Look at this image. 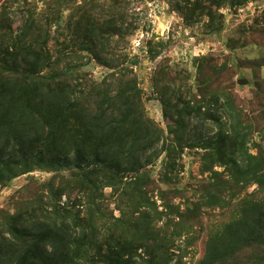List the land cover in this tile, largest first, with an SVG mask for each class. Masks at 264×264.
<instances>
[{
  "label": "trees",
  "instance_id": "obj_1",
  "mask_svg": "<svg viewBox=\"0 0 264 264\" xmlns=\"http://www.w3.org/2000/svg\"><path fill=\"white\" fill-rule=\"evenodd\" d=\"M246 1L184 0L180 10L186 23L204 16L211 24L223 6ZM100 9L106 11L103 18L95 17L94 6L85 2L63 23L61 12L50 8L39 14L22 13L16 30L10 22H2L0 191L13 178L44 164L71 173L70 183L52 189L48 196V218L37 219L29 208L26 219L31 222L19 225L14 216L8 223L9 237L0 241V264H136L139 257L149 260L148 264H162L164 244L155 233L149 236V224L133 225L137 236L128 240L125 232H115L116 223L112 226L96 215V191L124 184L133 202L145 184L139 171L171 145L163 148L160 128L151 135L135 78L125 79L121 69L116 72L124 59L110 47V35L128 33V11L113 2ZM83 51L113 70L109 81L106 77L100 83L86 81L85 75L76 73ZM198 60L207 62V57ZM217 73L214 67L199 65L200 98L195 100L162 80L154 82L163 115L171 121L173 149L201 146L228 172V181L253 182L264 188V160L247 148L252 126L233 97L211 89ZM200 119L213 124L211 135L198 134ZM127 174L134 179L124 181ZM70 186L82 196H75L71 205L69 200L61 205L62 196H70L66 190ZM84 195L88 207L81 216L76 207L82 204L77 206L76 200L82 203ZM242 207L221 233L208 238L200 264H243L239 260L243 256L247 264H264V199ZM102 231H108L104 238ZM113 235L118 242L106 244ZM103 247H108L105 253Z\"/></svg>",
  "mask_w": 264,
  "mask_h": 264
},
{
  "label": "rangeland",
  "instance_id": "obj_2",
  "mask_svg": "<svg viewBox=\"0 0 264 264\" xmlns=\"http://www.w3.org/2000/svg\"><path fill=\"white\" fill-rule=\"evenodd\" d=\"M85 2L94 6L97 18L105 16L106 11L100 9L102 5L111 2L128 11V33L122 37L110 35V47L124 59L116 72L121 69L125 79L135 78L145 117L151 123V135L155 128H160L164 133L163 148L171 144L168 152L163 149L139 171L145 184L133 196V202H130V188L125 190L124 184L96 191L97 218L110 225L116 223L117 226L112 225L115 232L118 235L125 232L128 240L137 236L133 225L139 223L143 228L149 224V236L155 233L164 244L162 264H200L208 238L221 233L235 220L244 204L263 201L264 188L253 182L242 185L228 181V172L206 156L207 149L201 146L173 149L174 135L168 131L171 121L163 115L160 93L154 82L162 80L163 84L177 87L186 97L195 100L200 98L199 65L214 67L218 73L211 79V89L224 90L234 98L253 129L247 148L264 160V0L225 5L211 24L204 16L194 23H186L180 10L184 0H0V31L4 30L2 22H10L16 30L22 13L39 14L48 8L60 11L63 23ZM201 56H206L207 62L199 61ZM78 64L76 73L85 75L86 81L100 83L105 77L109 81L108 75L113 72L97 63L87 51L81 52ZM242 79L247 84H239ZM198 124L199 135L213 133L212 123L200 119ZM70 173L66 168L44 164L10 180L0 191V241L9 237L7 225L14 216L19 225L31 222L26 219L29 208L36 212L37 219L48 218V196L52 189L70 183L67 177ZM126 179L134 177L127 174ZM72 189V186L66 189L70 196L63 195L61 205L67 200L71 205L75 196H82ZM85 197L82 203L76 200L77 206L82 204L76 207L81 216L88 207ZM100 235L104 238L108 231ZM116 242L113 235L106 244ZM107 248L103 247V253ZM138 254L142 256L143 250ZM239 260L249 263L245 256ZM149 262L141 257L136 259V264Z\"/></svg>",
  "mask_w": 264,
  "mask_h": 264
},
{
  "label": "water",
  "instance_id": "obj_3",
  "mask_svg": "<svg viewBox=\"0 0 264 264\" xmlns=\"http://www.w3.org/2000/svg\"><path fill=\"white\" fill-rule=\"evenodd\" d=\"M238 82H239V84H247V80L246 79L239 80Z\"/></svg>",
  "mask_w": 264,
  "mask_h": 264
}]
</instances>
